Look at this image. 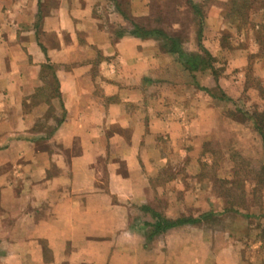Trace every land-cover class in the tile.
<instances>
[{"label":"crops","instance_id":"1","mask_svg":"<svg viewBox=\"0 0 264 264\" xmlns=\"http://www.w3.org/2000/svg\"><path fill=\"white\" fill-rule=\"evenodd\" d=\"M147 12L143 0H0V264H264V226L221 223L215 241L204 215L237 208L206 191L180 201L185 179L159 182L150 166L161 136L181 145L196 119L185 86L160 90L178 81L173 55L160 39L129 34ZM207 17L213 35L223 31L215 12ZM201 44L227 64L245 58L213 36ZM237 83L217 80L223 91ZM198 110L202 133H247L261 146L252 121L243 132L233 117ZM142 205L197 221L148 239L154 219Z\"/></svg>","mask_w":264,"mask_h":264},{"label":"rangeland","instance_id":"2","mask_svg":"<svg viewBox=\"0 0 264 264\" xmlns=\"http://www.w3.org/2000/svg\"><path fill=\"white\" fill-rule=\"evenodd\" d=\"M192 1L202 5L203 17L195 15L188 0H143L148 12L140 16L138 20L148 28L160 26L171 34L179 35L183 47L185 46L184 49L188 52L198 51V43L202 42L205 37L217 38L226 52L232 51L234 54H242L245 57L235 65H232L231 62L227 64V62L219 61V57L216 58L214 66L217 69L218 81L220 78H225L233 82L240 80V83L227 84L223 91L214 82L210 71H203L202 74L189 73L181 65L171 64L169 68L173 69L174 77L178 81L172 82L173 84L162 82L159 84L160 90H165L170 84L173 87L172 94H176V92L181 93L185 86V93L190 97L194 107L191 116L192 119H196V122L192 126V134L181 145L176 146L171 140L161 136L157 144L161 146V149H164V153L171 154L164 155L162 152L160 157H150V166L158 171L159 182L167 177L185 179L184 186H180V191L176 193L179 194L180 201L184 195L187 197L203 196L208 192V196L211 195L212 198L220 195L231 203L225 207L237 208L236 212L231 210L224 212L223 217L204 215L206 218L208 217L207 229L211 231L212 235H215V241H219L221 223L232 226L236 230L238 228L234 221L243 223L242 231H247V226H264V217L258 216V212L264 210V147L261 138V146L260 143L255 146L251 140L248 141L247 133L244 135L240 133L241 137L234 140L222 132L216 134L211 132V135L202 133L204 127L198 123L200 116L198 108L201 106V108L211 110L208 111L209 113L205 111L202 113L207 118L219 115L233 117L244 125L246 129L243 128L241 130L243 132H247V129L252 127V120L248 119L250 116L257 118L255 113L260 114L261 112L264 115V4L253 2L251 7H254L247 10L249 16L232 23L223 18V12L227 7L225 3L228 0ZM235 1L240 4L243 0ZM245 2L248 3V0ZM249 2L251 4L252 0ZM209 11L215 12L219 18L217 23L213 21L212 26L223 28V31L218 35H213V29H207L206 18H208ZM157 18L160 20L156 21ZM199 29L200 36L198 35ZM198 74H205L202 84H210L208 88L218 96L223 94L224 99L215 98L205 92L203 88L206 86L199 84L201 76ZM189 85L191 87L188 88ZM152 92L149 91L148 94H152ZM163 96L171 99L176 98V95L170 97V95L164 94ZM212 128L214 129L215 126ZM177 142L180 143V141ZM247 143L256 149H248ZM165 202L166 199L161 197L157 199L155 207L162 210L165 207ZM183 207L180 204L174 209L176 212L182 211ZM191 207L193 212H196L197 209L203 210L200 205H195V203ZM249 212H257V214L253 218H248L245 215ZM185 213H188V209ZM131 216L136 217V212Z\"/></svg>","mask_w":264,"mask_h":264},{"label":"trees","instance_id":"3","mask_svg":"<svg viewBox=\"0 0 264 264\" xmlns=\"http://www.w3.org/2000/svg\"><path fill=\"white\" fill-rule=\"evenodd\" d=\"M188 2L191 5V8L193 9L195 15L199 17H203V8L202 5H199L192 0H188ZM253 2H257L261 5L264 4V0H252L251 4L248 0V3L243 0L240 4L234 2V0H228L225 5L227 7L225 8V11L223 12L224 16L223 18L228 19L232 23H236L237 20L247 18L249 16L248 9H251V5ZM160 19L157 18L156 21H159ZM132 23V28L129 30V34L137 36V37H153L156 39L161 40V49L163 51L168 52L169 54L173 55L174 60L178 62L181 67L190 73H194L197 71L203 72V71H210L215 82L217 85L218 80V74L217 69L214 67L215 58L210 54V52L203 47V45L198 43L199 50L194 52H188L184 49L182 45V39L179 35L171 34L170 32H167V30L160 26H153L148 28V26L144 25L143 23L135 22L133 20H130ZM202 24V21H201ZM200 33V29L198 30V35ZM200 36V35H199ZM47 69H52V66L49 64L47 65ZM205 92L211 94L213 97L218 99H224L225 96L216 95L214 92H212L209 88H203ZM257 116H250L248 119L253 123L254 128L257 130L259 135L262 139V146L264 147V115L262 112L260 114H256ZM141 209L145 212H149L151 216L153 217L154 221L152 223L145 222L144 225L148 227L147 230V238L151 239L153 236L165 232L166 230L181 226L184 224H191L195 223L197 219L192 218L190 216H180L177 218H167L163 216L161 213L155 211L154 209L150 208L149 206L142 205Z\"/></svg>","mask_w":264,"mask_h":264}]
</instances>
